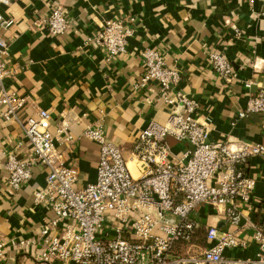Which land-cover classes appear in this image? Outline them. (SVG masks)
Listing matches in <instances>:
<instances>
[{
	"label": "crops",
	"instance_id": "obj_1",
	"mask_svg": "<svg viewBox=\"0 0 264 264\" xmlns=\"http://www.w3.org/2000/svg\"><path fill=\"white\" fill-rule=\"evenodd\" d=\"M59 5L67 11L70 26L53 35L36 22ZM0 12L13 19L10 26H0V36L9 42L7 83L29 96L20 116L37 117L46 109L52 132L67 125L72 141L61 147L66 159L77 163L78 186L95 179L99 160V144L83 134L88 125L100 123L133 169L137 133L150 120L163 123L168 118L169 105L157 98L154 82L134 87L143 72L141 52L147 47L158 49L180 70L178 88L197 100L195 115L209 126L212 140L264 141L260 113L238 116L264 86V0H10L0 4ZM112 18L127 19L134 33L126 51L109 58L95 37ZM211 50L231 61L236 72L232 81L217 75L208 58ZM167 141L175 156L193 148L188 140ZM9 153L26 159L30 143L20 123L0 118V238L36 240L44 211L34 204L35 192L46 184V169L34 165L32 177L15 189L8 181ZM247 170L256 187L250 202L241 206L239 224H230L221 208L201 204L194 212L198 224L193 237L176 242V254L200 252L209 245L208 227L216 225L249 242L245 248H227L226 256H255L252 237L264 223V157L251 156ZM104 233L114 235L109 228ZM0 264L32 260L15 243L5 247Z\"/></svg>",
	"mask_w": 264,
	"mask_h": 264
},
{
	"label": "built area",
	"instance_id": "obj_2",
	"mask_svg": "<svg viewBox=\"0 0 264 264\" xmlns=\"http://www.w3.org/2000/svg\"><path fill=\"white\" fill-rule=\"evenodd\" d=\"M9 1L0 0V4ZM12 23V18L0 12V26ZM36 23L58 35L67 30L70 19L59 5ZM133 33L127 19L112 18L103 22L95 40L110 58L126 51ZM8 46L0 36V118L20 123L30 143L26 159L8 154V181L19 189L32 177V167L41 164L46 184L35 192L34 204L44 211L37 239L0 238V257L7 245L16 243L29 254L32 264H264V232L258 227L252 237L257 247L253 257L226 256L227 248H245L249 242L216 225L208 227L209 245L200 252H174L176 242L191 240L198 224L194 212L201 204L221 208L230 224H239L241 206L250 202L256 187L248 162L253 155L264 157V141L212 140L209 126L195 115L197 100L178 88L180 70L169 65L164 54L155 48L142 50L143 72L134 87L155 83L157 98L169 105L166 122L150 120L137 133L133 169L100 123L88 125L83 134L99 144V160L95 179L78 186L77 163L68 161L61 147L72 141L67 125L52 132L46 109H40L37 117L20 116L29 96L7 83L11 74L5 60ZM208 58L221 79L233 80L236 72L226 56L211 50ZM250 85L245 81V86ZM248 112L262 115L264 132V86L238 116ZM168 137L188 140L193 148L175 156ZM107 228L114 235H106Z\"/></svg>",
	"mask_w": 264,
	"mask_h": 264
},
{
	"label": "trees",
	"instance_id": "obj_3",
	"mask_svg": "<svg viewBox=\"0 0 264 264\" xmlns=\"http://www.w3.org/2000/svg\"><path fill=\"white\" fill-rule=\"evenodd\" d=\"M197 228V226L195 227V229ZM263 232H264V223H262L261 225H260V227H259ZM195 229L193 230V233H194V231H195ZM192 233V234H193ZM193 237V235L191 236V238Z\"/></svg>",
	"mask_w": 264,
	"mask_h": 264
}]
</instances>
